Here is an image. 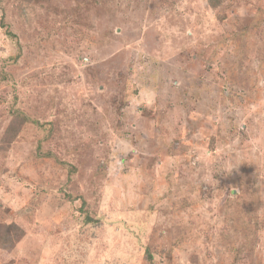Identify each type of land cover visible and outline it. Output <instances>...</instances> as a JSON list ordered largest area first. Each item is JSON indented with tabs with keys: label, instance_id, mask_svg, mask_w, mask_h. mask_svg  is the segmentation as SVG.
Returning a JSON list of instances; mask_svg holds the SVG:
<instances>
[{
	"label": "rangeland",
	"instance_id": "obj_1",
	"mask_svg": "<svg viewBox=\"0 0 264 264\" xmlns=\"http://www.w3.org/2000/svg\"><path fill=\"white\" fill-rule=\"evenodd\" d=\"M0 264H264V0H0Z\"/></svg>",
	"mask_w": 264,
	"mask_h": 264
},
{
	"label": "trees",
	"instance_id": "obj_2",
	"mask_svg": "<svg viewBox=\"0 0 264 264\" xmlns=\"http://www.w3.org/2000/svg\"><path fill=\"white\" fill-rule=\"evenodd\" d=\"M13 122H14V124H16L17 125V127H16V129L14 130V131H12L11 133H12V135H16L17 133H18V129H19V126L21 125V124H23V121L25 120V118L26 117H28L26 114H24L23 113V111L21 110V109H15L14 111H13ZM20 120H19V119ZM29 118V117H28ZM12 127H13V125H11V129H12ZM13 227H15V228H17L16 226H13ZM20 230V234H19V236L21 235V233H22V230L21 229H19Z\"/></svg>",
	"mask_w": 264,
	"mask_h": 264
}]
</instances>
